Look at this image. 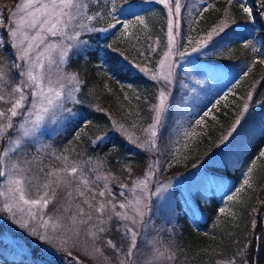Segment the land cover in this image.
I'll use <instances>...</instances> for the list:
<instances>
[{"label": "trees", "instance_id": "16d2710c", "mask_svg": "<svg viewBox=\"0 0 264 264\" xmlns=\"http://www.w3.org/2000/svg\"><path fill=\"white\" fill-rule=\"evenodd\" d=\"M115 1L118 4L137 1L136 3L141 5L138 11L140 14L127 31L120 28L108 31L94 29L85 35L86 40L80 45L82 46L80 49L72 50L67 62V71L76 74L79 80V89L76 93L78 102L73 105L77 108L79 117L77 120L70 119L65 122L57 134L47 136L43 140L47 145L41 147L43 151L35 152L34 146L31 145L28 146L27 152L30 158L38 156L43 161L41 166H47L44 167L45 171L49 168H63L64 161L57 160L56 157L67 156L68 167L73 163L80 165L83 174L93 180L91 187L93 192L104 190L105 183L103 180H96L95 177L111 174L105 198L97 195V199L106 200L114 196L113 203H124L129 187L146 174L152 160L151 151L129 143L127 136L131 135L138 139L142 127L151 119V104L156 100L158 82L157 79H151L153 73L150 69H155L168 47V23L167 9L156 0ZM192 1L185 0L183 3L190 4ZM147 3L149 4L145 5ZM5 7L0 3V10L2 8L4 12L8 11ZM139 18H143V24L139 23ZM182 19L184 23L181 26V33L185 34L187 17L182 16ZM108 23L104 24L103 29L108 28ZM195 25L205 30L220 26L223 31L216 37L219 41L226 40L224 35L229 30L233 31V37L227 40L229 43L225 42L227 46L218 59L248 63L250 65L248 73L244 75L241 86L246 87L249 81L256 82V86L246 114L235 127L236 131L232 132L234 119V116L230 115L232 110L220 112L217 119L211 122L209 129L192 143L186 160L191 163L200 157L211 156L209 164L205 163L207 173L214 177L225 175L239 179L241 167L230 169L227 161L234 159L243 166L248 165L264 148V63L259 60L256 42L252 37L256 24L242 11L237 0H232L231 4L228 0H211L210 6L196 17ZM239 28L241 29L237 30ZM0 37L5 42L0 49V73L8 80L7 87L10 90L18 83V76L17 69L12 67L14 54L12 49H9L7 30L1 26ZM101 60L107 69L106 73L101 72L99 66ZM141 68L147 71L142 72L139 70ZM247 78L249 81H246ZM117 80L132 87L128 88L124 84V88H128V92H125ZM98 137L105 139L95 143ZM217 144L219 151L213 152ZM97 164L98 171H92ZM122 184L127 187L122 188ZM59 193L60 191L56 190V194ZM89 193L92 195V192ZM182 196L184 194L180 189L175 188L171 205L175 207L176 203L177 208L163 207L161 216L167 215L165 218H170L176 209L180 211ZM71 197L75 198L77 205L84 204L75 191ZM194 198L197 200L202 219H198L195 224L181 211L179 213L182 215L180 214L178 219L180 225L175 231L173 245L169 244L172 235L162 238L164 244L173 248L171 249L173 259L170 264H227L231 259L235 264H241L242 260L245 264H259L258 259L262 257L264 251V235H261L264 232V211L261 209L263 215L256 216L257 223L255 229H252L254 196L251 194V197L239 207L235 218L226 220L221 227L215 226L221 208L218 197L213 194L208 200H200L197 196ZM49 213L57 214L54 202L49 205ZM63 215L68 218L71 211L65 212L64 209ZM109 215L111 214L107 213L104 217L107 218ZM165 218L159 220L160 217H157L156 225L160 226L159 229L161 225L162 229L164 228ZM117 224L123 223L113 215L108 225L109 231L104 235L112 238L119 247L120 240L127 238L120 235L124 228H120V232L115 230ZM83 226L85 229L89 227ZM257 235L259 239L255 237ZM89 240L91 244V239ZM198 246L201 249L197 250ZM38 248L40 249L38 244L36 246L31 244L30 253L20 251L0 236V263L46 264L41 257V251L36 250ZM77 248L81 252L78 255L80 260L87 264H95L90 258V250L82 244ZM126 250L125 248L124 251ZM244 250L249 253L246 258ZM106 254H112L111 249H106ZM62 256H66L64 251L61 252Z\"/></svg>", "mask_w": 264, "mask_h": 264}, {"label": "rangeland", "instance_id": "374dc122", "mask_svg": "<svg viewBox=\"0 0 264 264\" xmlns=\"http://www.w3.org/2000/svg\"><path fill=\"white\" fill-rule=\"evenodd\" d=\"M184 1L185 0H180L181 13L173 19L175 47L172 48V55L165 62L164 67H161L160 62L164 60L165 54L169 51L168 45L158 65L155 69H150L153 75L159 77L160 73L167 74L169 66H171V83L166 85L164 80L157 78L158 90L155 98L156 100L151 104V119L149 123H146V125L142 127L141 133L138 134L140 137L137 139L138 143H143L145 140V129L153 122V105L158 103L159 92L164 90L166 92V112L163 117L160 134L157 137V148L149 150L151 151L152 160L146 174L135 180L126 192L124 203L128 205L127 208L123 210L117 208V211H126L128 215L135 216L133 205L139 200V207L144 213L143 217H136V219L142 220V223L138 225H132L129 221H121L129 227H133L138 233L137 247L132 257L134 264H170L173 259V248L171 246L173 245L175 231L180 225L178 223L179 216L180 214L182 215V213L179 212L183 211L186 213L187 218L195 224H197L198 219H202L197 200L194 198L196 196L200 200H208L214 194L220 200V210L224 209V212L221 213L220 211V216L215 221L216 227H221L223 222L228 219H234L237 212L240 210L239 207L251 197V194L254 196L252 204V229H255L257 223L256 216L260 214L263 215L261 209L264 211V156H260L259 154L250 164L244 166L234 159L228 160L227 166H229L230 169L238 166L242 168L239 169V179L226 177L225 175L214 177V175L207 173L208 171L206 170L205 163L211 161V156L200 157L196 159V161L193 160L191 163H188V160H186V158L189 157L188 153L192 143L197 141L203 133L209 129L211 122L217 119L220 112L228 109L232 110L230 114L234 116L232 125L236 127L237 121L246 114L245 112L247 110H245V105L248 107L250 104L256 82L249 81L247 78L246 81L249 82L246 83V87L245 85L241 86L244 75L248 73V68L250 66L248 63L218 59L222 50L227 46V43H229L227 40L233 37V31L229 30L227 34L224 35L226 36V40L222 41L223 39H221L219 41V38H216L218 36L216 33L219 32L220 34V26L216 25L209 30L196 27V17L210 6L211 0H193L190 4L183 3ZM136 2L137 1H131L118 4L115 0H83V3L87 5V7L83 9V15H78L77 19L74 20L73 24L69 27L70 34L75 32L79 33L78 40L73 42L68 41L66 38L58 37L55 39L49 38L47 43H65L72 46V50L80 49L82 47L80 45L86 40L85 35L91 32L89 29H103L105 23H116V19L123 21L124 24L128 26L127 29H129L135 22L134 19L136 16L140 14L138 11L141 9V5L139 6ZM146 2H148V0ZM261 2L262 0H252L250 2L247 0V4L252 8L254 13V4L257 6L256 11L259 13L260 19L264 25V14H261V9L258 7ZM0 3H2V5L4 4L6 6L5 9L8 10L6 12H4L2 8L0 10L4 19V25L1 27L6 28L8 33V26L12 24V20L9 19V11H17V5L20 3V0H0ZM113 4L116 8V19L106 15V13L112 10ZM148 4L149 3L145 5ZM89 15L95 16L96 19L88 21L86 17ZM182 16L187 17L185 34L181 33V26L184 23ZM166 17V22L168 23L169 17L167 14ZM17 18H19V16H17ZM81 24H83L84 27H81ZM119 28L125 29L120 25H117L115 29L117 30ZM168 28L169 24L167 26V42ZM240 29L241 28L237 30ZM262 31L264 33V29L261 30V32ZM209 35L212 36L210 41H208ZM258 35L259 30L256 28L252 37L256 42L259 60L264 63V42L263 40H260L259 43L256 41ZM205 41H208L207 48H203L201 52L193 51L195 48H200ZM226 41L227 43H225ZM9 49H12L10 40ZM12 51L14 54L13 49ZM182 53H184V55H181ZM45 54V52H41L42 59ZM50 54L54 60V64L50 67L54 69L55 64L59 63L60 60L59 53L57 51H52ZM68 59L61 65V68L65 74H72L67 71ZM17 63L23 66V62L17 61ZM103 64V60H101L99 65L101 72L103 73L104 71L106 73L107 69ZM107 74L109 73L107 72ZM19 79L18 77V83ZM117 81L119 82V80ZM197 81H199V83H197ZM0 84H3V81H1ZM119 84H121L125 92H128V88L132 87L128 83H123L122 81H120ZM124 84H126L128 88H124ZM72 87L70 83L65 81L66 93L71 90ZM78 89L79 85L76 86V90L72 91V95L76 100L75 103L67 98L64 101L65 109H71V114L67 111L61 112L57 115L55 121L50 117L47 118L44 123L37 128L35 135L30 140L26 139L25 142L28 146H34L35 152H38V149H41L43 145H47V143H43V140L49 135L53 136L57 134L65 122L70 119L77 120L79 114L77 108L73 105L78 102L76 97ZM32 99L33 98L29 96V100ZM0 107L6 108L8 105L0 104ZM18 122H20L19 116L13 118L14 126ZM14 131L15 127L12 131L7 133V137H11ZM226 137L227 135H225L224 138ZM6 139L5 141H0V149L3 148ZM222 143H224V139ZM219 144L215 146L213 152L219 151ZM262 151H264V148ZM150 170L152 175H149ZM80 174L81 173L78 172L77 177H79ZM83 175L89 180L90 187H92L93 180L89 176H86V174ZM68 180L72 181V178L68 177ZM139 180L148 181L146 189H143V186L137 187V181ZM245 181H247V183H245ZM5 186V179L0 178V192L5 191ZM77 187L85 191L88 197L91 196L88 189L83 188L82 185H79L75 181H72L70 186L68 183L61 184L60 187L56 188L60 193L56 194V198L49 203L50 205L54 202L57 214H50L48 205L47 210L43 212L44 218L47 219L48 217H52L53 222H55V219L60 217L66 223L67 218L63 215L64 209L70 210L72 215L76 213L77 206H79L75 202L74 197L68 196V192H74ZM175 188L180 189L184 194V196H182V209H180V211L176 209L174 211L175 213L170 215V218H165L167 215L161 216L160 214L162 213L161 208H177L176 203L175 207L171 205L173 202L171 197L172 193L175 192ZM99 191L101 190H95L94 192L98 193ZM230 197L235 198L230 199ZM80 199L81 202H83L85 197L80 196ZM3 205L4 197H0V236L7 243L17 250L28 253H30L31 244H35V246L38 244L41 250L39 248L36 250L38 252L41 251V257L44 263L70 264L66 256L61 257L62 251L57 247L59 238L64 235L63 229H58L57 232H53L49 227L48 235L50 238L56 237L57 243H46L39 239V235L29 234L31 231L42 234L43 229L40 226L39 220L29 221L28 228H22L20 227V221L28 219L26 214H21L14 209L16 215L12 216L4 210ZM79 207L88 211V206L86 204H81ZM37 211L39 212V210ZM107 213L111 214L109 211H106L104 216H106ZM157 217H160L159 220L165 218L164 221H166V224L163 229L162 225L160 229V226L156 225ZM85 228V226H81L80 228L79 244L84 245L91 253L90 238L85 235ZM68 235L71 236V233ZM166 235H172V241L169 243L171 246L162 242V238ZM258 236L259 235L255 237L257 238ZM85 241H87V243H85ZM71 245L72 241L70 239L66 247L71 248ZM196 248L197 250L201 249L200 246ZM74 253L78 256L81 252L79 248H76ZM258 260L259 264H264V251L262 257L260 256ZM99 261L103 263L102 260H95L94 262L95 264H99ZM229 261L234 262L233 259ZM229 261L227 264H229ZM79 264L87 263L79 258ZM113 264H115V256Z\"/></svg>", "mask_w": 264, "mask_h": 264}, {"label": "snow or ice", "instance_id": "6c2138e0", "mask_svg": "<svg viewBox=\"0 0 264 264\" xmlns=\"http://www.w3.org/2000/svg\"><path fill=\"white\" fill-rule=\"evenodd\" d=\"M156 2L164 5L169 17V51L165 54L164 60L160 62L161 67H164L165 62L172 55V48L175 47L173 19L175 16L180 15L181 3L180 0H156ZM228 2L231 4L232 0H228ZM237 2L240 4L242 11L247 14V17L253 19L254 14L252 8L247 4V0H237ZM86 7L87 5L83 3V0H20L17 11H9V19L12 20V24L8 26V35L10 46L14 50L12 67L18 70L17 76L20 79L19 83L9 90L7 87L8 80L3 73H0V81H3V84H0V104L8 105L6 108L0 107V121H2L0 122V141H5L7 133L15 127L13 135L7 137L6 143L0 149V178H4L6 181L5 191L0 192V197H4L3 207L10 215H16L14 209L21 214H26L28 219L21 220L20 227L28 228L29 221H40V226L43 229L42 234L31 231L29 232L30 235H39V239L46 243H57L56 237H49L48 229L50 227L53 232L63 229L64 235L59 238L57 247L65 252L70 264H79V257L75 255L74 250L79 246L80 228L83 225L89 226L85 229V235L91 239V259L94 261L102 260L103 264H113L114 255L115 264H134L132 257L137 247L138 237V233L134 228L129 227L127 224H117L115 230L120 232V228H124V232L120 235L127 238L126 240H120L119 247L112 238L106 237L104 234L109 231L108 225L113 215L119 221H129L132 225L142 223V220L136 219L137 216L143 217L144 215L139 207L140 201L137 200L133 205L135 216L128 215L126 211H117V208L123 210L128 205L123 202L113 203L114 196L106 200L97 199V195L100 198H105L111 174L95 177L96 180L105 182L104 190L99 191L97 194L90 187V182L83 175V169L80 165L73 163L69 168L68 157L57 156L56 159L63 160L65 166L63 168H49L48 171H45L44 167L47 166H41L43 161L38 156L29 157L28 144L25 142L26 139L30 140L35 135L37 128L47 118L50 117L55 121L57 115L61 112L67 111L71 114V109H65L64 101L67 98L74 103L76 102L72 91L76 90L79 80L74 73L65 74L61 65L69 58L72 46L65 43H47V41L49 38L61 37L76 42L79 33L70 34L69 27L78 15H83V9ZM258 7L261 9V14H264V0ZM115 12L116 8L113 4L112 10L106 15L116 19ZM86 19L92 21L96 17L89 15ZM139 23H144L143 18H139ZM3 25V15L0 13V26ZM117 25L125 29L128 27L123 21L116 19V23L109 24L108 28L99 29V31H108L116 28ZM81 27H84V25L81 24ZM92 30L94 29H89V31ZM222 31L223 28L220 29V32ZM216 34L219 35V32ZM211 39L212 36L209 35L208 41ZM208 41H205L200 48H195L193 51L201 52L203 48L208 47ZM4 43L3 38L0 37V49L3 48ZM252 47L255 51L254 45ZM52 51H57L60 57L59 63L55 64L54 69L50 67L54 64L53 57L50 54ZM41 52L46 53L43 59L41 58ZM181 55H184V53ZM17 61L23 62V66ZM139 70L142 72L147 71L143 68ZM170 76L171 66H169L167 74L160 73L159 77L153 75L151 79H162L168 85L171 83ZM65 81L73 86L67 93L65 92ZM29 96L33 99L29 100ZM245 110H247V105H245ZM165 112L166 92L161 90L158 95V103L153 105V122L145 129V140L143 143H138L136 138L129 135L127 136L129 143L136 144L137 147L145 150L156 149L157 137L162 128ZM17 116L20 117V122L14 126L13 118ZM238 124L239 120L237 121ZM235 131L236 128L233 127L232 132ZM229 135H231V132ZM104 139V137H98L95 143H99ZM39 151H43V148L38 149ZM260 156H264V151L260 153ZM98 168L99 165L97 164L92 171H98ZM78 172L81 173L79 177H77ZM149 175H152L151 170ZM68 177L82 185L83 188L88 189V192H92V195L88 197L80 187L75 188V192L79 196L85 197L83 203L88 206V211L77 206L76 213L68 216L66 223L60 217H57L55 222H53L52 217L45 219L43 212L47 210L49 203L56 198V188L64 183L71 185L72 181L68 180ZM147 184V180L137 181V187L143 186V189L147 188ZM121 187L124 188L127 185L122 184ZM68 196H72L71 191L68 192ZM234 198L230 197V199ZM67 211L68 209H65V212ZM106 211L111 213L107 218L104 217ZM220 211L223 213L224 209ZM69 233H71V236L68 235ZM261 235H264V232ZM257 238L259 239V237ZM70 239L72 245L71 248H68L66 245H68ZM125 248L126 251H124ZM106 249H111L112 254H106ZM244 255L246 258L249 253L244 250ZM229 264H234V262L229 261ZM241 264H245V261L242 260Z\"/></svg>", "mask_w": 264, "mask_h": 264}, {"label": "water", "instance_id": "95a60500", "mask_svg": "<svg viewBox=\"0 0 264 264\" xmlns=\"http://www.w3.org/2000/svg\"><path fill=\"white\" fill-rule=\"evenodd\" d=\"M248 1L250 2L252 0H248ZM254 6H255L254 7L255 13L253 12V14H254V20L256 22L257 29L259 30V35L256 38V41L259 43L260 40H263V42H264V33H263V31L261 32V30L264 29V25L262 23V20L260 19L259 13L256 11L257 6L255 4H254Z\"/></svg>", "mask_w": 264, "mask_h": 264}]
</instances>
